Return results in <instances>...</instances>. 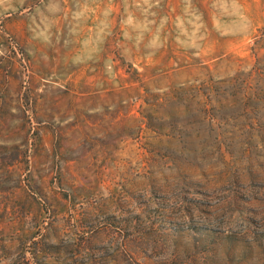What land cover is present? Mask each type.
<instances>
[{
    "label": "rangeland",
    "instance_id": "1",
    "mask_svg": "<svg viewBox=\"0 0 264 264\" xmlns=\"http://www.w3.org/2000/svg\"><path fill=\"white\" fill-rule=\"evenodd\" d=\"M0 264H264V0H0Z\"/></svg>",
    "mask_w": 264,
    "mask_h": 264
}]
</instances>
